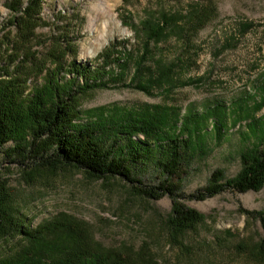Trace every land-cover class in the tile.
<instances>
[{
  "label": "rangeland",
  "instance_id": "1",
  "mask_svg": "<svg viewBox=\"0 0 264 264\" xmlns=\"http://www.w3.org/2000/svg\"><path fill=\"white\" fill-rule=\"evenodd\" d=\"M12 1L0 0V80L15 76L10 72L19 64L18 72L29 77L27 87L44 84L45 71L39 75L53 66L48 60L61 45L70 48L67 62L95 67L101 66L106 50H126L132 54L125 57L126 76L108 81V87L84 92L74 104L76 110L85 115L105 106L139 110L161 105L177 107L183 116L192 111L203 114L220 102L230 110L233 102L244 97L248 99L242 104L253 109L258 97L255 83L264 71V0H106L116 26L110 24L104 38L91 27L97 0H42L34 56L9 66L12 41L19 34L18 19L29 0H19L21 9L16 13L6 5ZM163 15L173 17L171 23L147 39L141 22L162 21ZM245 24L250 27L244 31ZM124 62L107 70L119 74ZM169 71L175 77L174 86L163 75ZM153 80L163 82L162 86ZM214 124L218 121L207 123L209 131ZM246 124L233 126L228 119L221 134L212 131L207 136L205 154L199 151L188 157L182 202L203 220L179 235L170 225V197L147 198L121 177L94 179L71 167L22 165L7 157L12 143L0 152V182L7 183L9 207L28 223L24 230L32 232L30 243L41 235L42 256L52 250L59 251L55 255H68L83 235L90 248L127 254L131 264H264L262 223L246 213L264 212V186L247 193L226 191L205 200L187 197L208 185L218 169L226 180L240 176L242 155L255 140L241 135L247 132ZM134 172L148 186L162 180L152 163ZM26 244L21 238L0 239V259L16 255Z\"/></svg>",
  "mask_w": 264,
  "mask_h": 264
},
{
  "label": "trees",
  "instance_id": "2",
  "mask_svg": "<svg viewBox=\"0 0 264 264\" xmlns=\"http://www.w3.org/2000/svg\"><path fill=\"white\" fill-rule=\"evenodd\" d=\"M6 5L14 13L21 9L19 0ZM41 5L42 0H29L22 16L17 18L19 34L12 41V53L7 58L11 63L9 66L21 58L34 56L32 49L37 39L35 29L40 24ZM172 19L163 15L162 21L151 18L142 21L147 39L158 35ZM249 27L245 24L242 29L245 31ZM69 53L70 48L63 45L52 51L48 61L53 66L49 69L45 67L39 75L45 71L42 85L27 87L29 77L24 72H18L19 64L10 72H15V76L9 75L12 78L0 80V152L5 145L13 144L6 150L7 157H13L29 167L75 168L94 179L121 177L147 198L159 200L168 196L173 202L170 225L179 235L194 229L203 220L197 210L182 202L186 199L182 193V182L188 175L186 161L194 153H204L207 136L212 131L221 134L230 119L233 126L247 121V132L241 135L255 139L251 143L252 148L242 155L243 171L236 179L226 180L223 170L218 169L212 174L208 185L187 197L205 200L226 191L247 193L264 186V113L255 116L264 110V71L255 83L258 97L252 110L250 106L245 108L242 104L248 99L244 97L236 104L233 102V109L229 110L220 102L207 107L203 114L192 111L181 116L177 107L155 105L139 110L105 106L86 111L84 115L74 107L79 97L89 90L108 87V81L123 79L127 73L123 67L132 54L126 50H106L100 57L103 61L101 66L95 67L77 64L76 60L67 62ZM115 54L117 56L111 60ZM121 61L125 62L119 74L107 70L109 65ZM66 70L68 75L63 73ZM163 75L174 86L172 73L169 71ZM106 76L109 80H106ZM151 83L158 86L163 84L156 80ZM211 120H217L218 124H214L209 131L207 123ZM138 135L144 139L137 138ZM150 163L162 176L156 186L145 185L142 179L135 176V168ZM6 186V182H0V239L21 238L27 244L16 255L0 259V264H131L127 262V254H109L97 247L90 248L80 234L68 255L64 256L62 252L61 256L55 255L59 251L52 250L54 252L49 251L42 256L39 253L41 235L34 244L30 243L32 232L24 230L28 223L9 207L10 195ZM246 213L260 219L264 229V212ZM260 249L264 254V238Z\"/></svg>",
  "mask_w": 264,
  "mask_h": 264
},
{
  "label": "bare ground",
  "instance_id": "3",
  "mask_svg": "<svg viewBox=\"0 0 264 264\" xmlns=\"http://www.w3.org/2000/svg\"><path fill=\"white\" fill-rule=\"evenodd\" d=\"M92 8L96 13V19L91 21V27L99 33L101 38H104L110 24L116 26V17L113 18L111 6L106 0H97Z\"/></svg>",
  "mask_w": 264,
  "mask_h": 264
}]
</instances>
